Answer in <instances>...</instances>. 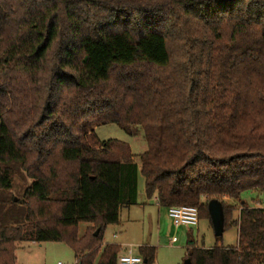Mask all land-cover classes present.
<instances>
[{"label": "trees", "instance_id": "trees-1", "mask_svg": "<svg viewBox=\"0 0 264 264\" xmlns=\"http://www.w3.org/2000/svg\"><path fill=\"white\" fill-rule=\"evenodd\" d=\"M110 124L143 133L138 163L97 137ZM139 176L159 207L212 225L215 201L237 230L235 248L190 242L189 264H264V209L241 199L264 196V0H0V264L24 242L117 264L103 234Z\"/></svg>", "mask_w": 264, "mask_h": 264}, {"label": "rangeland", "instance_id": "rangeland-1", "mask_svg": "<svg viewBox=\"0 0 264 264\" xmlns=\"http://www.w3.org/2000/svg\"><path fill=\"white\" fill-rule=\"evenodd\" d=\"M95 134L101 141L116 140L125 143L138 157L147 150L143 133L139 130L133 136L127 135L118 126L110 124L99 126ZM18 172L15 175L12 190L8 193L14 198H20L27 181ZM241 199L249 207L264 209V196L254 192H245ZM137 203L129 208H122L117 225L107 226L103 234L102 244L121 246V252L137 253L139 247L147 244L156 248L155 264H184L186 260V245L191 237L197 247L235 248L238 244V234L235 228H228L216 236L213 226L206 219H201L196 228L175 227L168 215V208L158 207L154 200H148L143 190V178H138ZM236 217V213H234ZM86 223L78 226V237L81 238L87 228ZM177 240L171 243L172 239ZM121 254V253H120ZM16 264H78L75 263L72 250L64 243L50 242L37 244L24 242L17 249Z\"/></svg>", "mask_w": 264, "mask_h": 264}, {"label": "built area", "instance_id": "built-area-1", "mask_svg": "<svg viewBox=\"0 0 264 264\" xmlns=\"http://www.w3.org/2000/svg\"><path fill=\"white\" fill-rule=\"evenodd\" d=\"M168 215L175 227L196 228L199 223L198 211L193 207H171ZM172 239L171 243H175ZM117 264H143V259L131 250L120 254Z\"/></svg>", "mask_w": 264, "mask_h": 264}, {"label": "water", "instance_id": "water-1", "mask_svg": "<svg viewBox=\"0 0 264 264\" xmlns=\"http://www.w3.org/2000/svg\"><path fill=\"white\" fill-rule=\"evenodd\" d=\"M209 213L212 221L213 229L216 232V236L220 237L222 230V217L220 206L217 202H211L209 204ZM143 264H146V260H143ZM184 264H189L188 260Z\"/></svg>", "mask_w": 264, "mask_h": 264}, {"label": "crops", "instance_id": "crops-1", "mask_svg": "<svg viewBox=\"0 0 264 264\" xmlns=\"http://www.w3.org/2000/svg\"><path fill=\"white\" fill-rule=\"evenodd\" d=\"M152 199L154 200L155 204L158 206L157 201H156V198L153 197ZM152 199H151V200H152ZM158 207H159V206H158ZM178 228H179V227H178ZM173 239H175V238H173ZM176 242H177V240H176ZM176 242H175V243H176ZM190 242H193V240L191 239V237L188 238V242H187V245H186V250H187V248H188V244H189ZM172 244H173V243H172ZM103 245H106V244H103ZM111 245H116V244H111ZM116 246H119V245H116ZM146 246L154 247V246H151V245H149V244H147ZM119 247L122 248L121 246H119ZM121 254H123V252H121ZM75 263H77L76 260H75Z\"/></svg>", "mask_w": 264, "mask_h": 264}]
</instances>
